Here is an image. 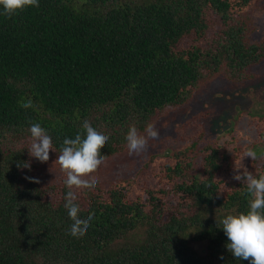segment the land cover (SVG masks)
Wrapping results in <instances>:
<instances>
[{
  "label": "trees",
  "instance_id": "obj_1",
  "mask_svg": "<svg viewBox=\"0 0 264 264\" xmlns=\"http://www.w3.org/2000/svg\"><path fill=\"white\" fill-rule=\"evenodd\" d=\"M262 9V0H39L9 17L0 6V264H250L228 252L221 221L249 210L234 167L264 175L253 72L264 38L252 39ZM205 89L246 98L250 108L237 109L252 118L249 142L219 141L233 122L212 132L205 112L178 127V148L158 149L132 172L129 128L146 135ZM85 120L109 140L97 186L74 189L79 218L94 214L76 238L66 177L29 156V129L39 123L60 152ZM249 148L258 159L241 160Z\"/></svg>",
  "mask_w": 264,
  "mask_h": 264
},
{
  "label": "clouds",
  "instance_id": "obj_2",
  "mask_svg": "<svg viewBox=\"0 0 264 264\" xmlns=\"http://www.w3.org/2000/svg\"><path fill=\"white\" fill-rule=\"evenodd\" d=\"M4 14L12 15L23 11L28 7H39V0H0ZM24 109H35L31 99L19 101ZM83 135L77 133L75 138H65L60 148L56 163L66 179L64 184L68 188L64 207L73 223L69 229L72 237H82L90 227V221L94 214L86 219L79 218L80 207L75 190L94 189L99 180L94 175L98 168L106 161L107 155L101 154V149L109 140V136L97 131L85 120L82 124ZM31 144L28 148L30 157L45 163L49 160L50 150L55 152L52 138L39 123L31 124L29 129ZM146 135L138 132L135 126H131L126 134L127 149L129 155L144 152L148 148V140H158L160 132L154 124L149 123L145 128ZM244 157H251L252 161L258 159L257 152L251 148L244 151ZM260 158H264L261 154ZM18 168H29V162L17 163ZM243 169L242 172L239 170ZM233 179L246 185V191L251 197L247 213L227 215L222 219V230L227 236L226 248L235 259L249 261L250 264H264V175L258 178L244 167H234ZM33 182L39 183L38 180ZM223 259V256L220 257Z\"/></svg>",
  "mask_w": 264,
  "mask_h": 264
},
{
  "label": "rangeland",
  "instance_id": "obj_3",
  "mask_svg": "<svg viewBox=\"0 0 264 264\" xmlns=\"http://www.w3.org/2000/svg\"><path fill=\"white\" fill-rule=\"evenodd\" d=\"M262 4V12L259 15H256L257 13L254 14L256 16L253 15L255 23L260 26V30L252 33V39L261 40L264 38V0H262ZM253 72L259 73V78L261 77L257 85L261 87V99H264V59L256 68H253ZM205 91L207 90L205 89L203 92L200 91L196 93L187 106L175 110H169L168 113H163L155 119L154 125L160 132V138H164L160 140L149 139L146 151L141 152L139 155H128L127 158L123 160L129 165H132L130 167V169L133 168L132 172H135L142 167L141 165L148 160L150 154L156 152L158 149H160L159 152L165 153V150L168 151L173 147L174 149L178 148L176 140L184 143V140L178 139V127L181 130L180 126L189 118L201 116V114L205 112H208L209 114L203 119L206 120V127L210 128L212 132H217L225 126L228 127L230 126V123L233 122V125L230 126L225 133H223L224 135H221L219 141L224 142L225 140H230L235 137V139L241 144L249 142V139L246 136L250 133L249 131L251 127L249 122L252 118H250L247 114L239 116L237 109V102L240 101H242L244 105L242 108H250L249 104L245 102L246 98H243L241 95V98L239 96L228 97V93L225 91L223 92L222 90H219V92H223L222 95H220L219 92L206 94ZM240 108L241 107H239V109ZM162 135H171L172 137L169 138ZM58 154L59 152L50 151L49 160L45 162V167L50 166V163L58 164L55 162L58 158Z\"/></svg>",
  "mask_w": 264,
  "mask_h": 264
}]
</instances>
